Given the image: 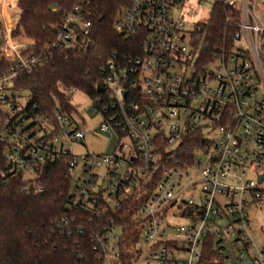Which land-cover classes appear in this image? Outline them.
I'll return each mask as SVG.
<instances>
[{
	"label": "built area",
	"instance_id": "1",
	"mask_svg": "<svg viewBox=\"0 0 264 264\" xmlns=\"http://www.w3.org/2000/svg\"><path fill=\"white\" fill-rule=\"evenodd\" d=\"M86 2L76 0L53 45L91 44ZM187 2L127 1L115 29L135 53L114 50L101 66L105 91L91 110L102 120L92 130L59 106L54 117L26 110L30 99L13 84L44 59L32 51L34 39L19 40L5 25L1 54L10 68L0 72V138L7 166L24 172L22 192L42 191L35 177L48 161L66 157L72 174L79 167L68 206L98 219L109 214L92 231L100 264H126L130 251L141 255L144 247L148 264H264V219H256L264 211V0H214L229 14L213 46L197 37L203 23L193 12L187 17ZM0 6L6 21L8 5ZM97 129L118 135L113 153L76 156L57 144L60 134L81 142ZM146 180L152 189L132 229L145 233L127 247L116 216ZM67 223L63 216L56 225Z\"/></svg>",
	"mask_w": 264,
	"mask_h": 264
},
{
	"label": "trees",
	"instance_id": "2",
	"mask_svg": "<svg viewBox=\"0 0 264 264\" xmlns=\"http://www.w3.org/2000/svg\"><path fill=\"white\" fill-rule=\"evenodd\" d=\"M127 1L87 0L82 15L91 21L92 29L84 40L91 44L66 49L53 42L76 0H18L19 17L11 35L18 37L24 32L33 38L32 51L44 59L43 64L31 72L21 71L13 84L14 88L28 93L30 104L26 110L31 115L54 117L58 105L63 112L76 113L77 107L71 102L76 90L92 98L102 96L97 85L102 81L100 70L106 59L114 50L135 53L129 46L131 40L115 29ZM227 14L229 7L215 4L210 19L197 29V37H203L211 46L222 40ZM80 40H83L81 36ZM2 46L0 72L10 68L1 54ZM5 117L0 102V137ZM7 144L0 138V173L5 174L0 177V264H100L93 250L92 231L104 223L109 214L104 213L98 219L91 212L68 206L74 185L67 158L48 161L41 166L35 183L42 191L22 192L20 188L27 180L24 172H11L7 166ZM152 185L151 181H144L142 190L132 195L116 216L117 222L125 227L127 247L141 239L140 232L132 230L137 223L134 215ZM63 216L68 217V223L56 225ZM129 254L131 259L126 264H131L132 256L138 252L130 251Z\"/></svg>",
	"mask_w": 264,
	"mask_h": 264
},
{
	"label": "rangeland",
	"instance_id": "3",
	"mask_svg": "<svg viewBox=\"0 0 264 264\" xmlns=\"http://www.w3.org/2000/svg\"><path fill=\"white\" fill-rule=\"evenodd\" d=\"M0 4H2V0H0ZM214 6V0H204L202 2H198V0H188L185 12L187 13V17L190 18L193 12L194 15L193 21L197 23H206L212 14V9ZM10 15L13 18L14 23L17 21L19 17V10L15 8V10L10 11ZM0 22L2 25L0 26V46L4 44L5 40L7 39V36H4L5 34V16L2 10V7L0 6ZM29 36L26 35L24 32H22L18 37H16L19 40H29ZM31 38V37H30ZM33 39V38H31ZM22 40V41H23ZM203 41V37L201 38V43ZM22 96L28 97L27 92H23ZM71 102L76 105L77 112L74 113V118L76 119L77 123L88 130L94 129L102 120V115L99 113H93L91 108L94 104V99L87 95L83 91H74ZM59 106V105H58ZM67 130H70V127H67ZM118 141V135L113 132H101L99 129L95 133H90L88 136H86L85 139H83L81 142L78 141H68L67 138L63 134H60L57 139V144H62L71 150V152L76 155H83L87 153H105V154H111L114 151L115 145ZM80 175V169L79 167L75 169L73 172V178H72V184L75 185L78 181V177ZM29 177V175H27ZM248 178H254L255 175L251 172H247ZM235 180V178H231ZM257 220L264 219V211L259 212L256 216ZM138 225V223H136ZM144 231H140L141 239L144 236ZM142 241V240H141ZM147 253V247H144L143 254L135 255L132 257V264H148V260L146 258Z\"/></svg>",
	"mask_w": 264,
	"mask_h": 264
},
{
	"label": "crops",
	"instance_id": "4",
	"mask_svg": "<svg viewBox=\"0 0 264 264\" xmlns=\"http://www.w3.org/2000/svg\"><path fill=\"white\" fill-rule=\"evenodd\" d=\"M5 1V4L8 5L6 8L7 10V14L8 16L6 17V24L8 25V27H13L14 25V21H13V18L11 17L10 15V11H14L15 8H17V3H18V0H4Z\"/></svg>",
	"mask_w": 264,
	"mask_h": 264
},
{
	"label": "water",
	"instance_id": "5",
	"mask_svg": "<svg viewBox=\"0 0 264 264\" xmlns=\"http://www.w3.org/2000/svg\"><path fill=\"white\" fill-rule=\"evenodd\" d=\"M202 29V28H201ZM97 90H98V92H103V91H105V86H104V84L103 83H99L98 85H97ZM124 94H126V93H124ZM263 179V175H261L260 176V180H262Z\"/></svg>",
	"mask_w": 264,
	"mask_h": 264
}]
</instances>
